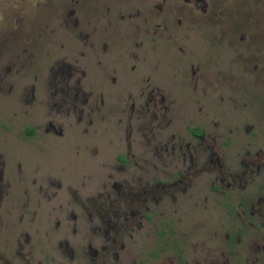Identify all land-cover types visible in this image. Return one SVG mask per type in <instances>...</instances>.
<instances>
[{
    "label": "flooded vegetation",
    "instance_id": "obj_1",
    "mask_svg": "<svg viewBox=\"0 0 264 264\" xmlns=\"http://www.w3.org/2000/svg\"><path fill=\"white\" fill-rule=\"evenodd\" d=\"M258 1L0 0L2 129L40 152H0V264H264ZM197 30L238 69L191 54ZM166 47L186 110L142 68Z\"/></svg>",
    "mask_w": 264,
    "mask_h": 264
},
{
    "label": "rangeland",
    "instance_id": "obj_2",
    "mask_svg": "<svg viewBox=\"0 0 264 264\" xmlns=\"http://www.w3.org/2000/svg\"><path fill=\"white\" fill-rule=\"evenodd\" d=\"M230 4L238 1V0H228ZM242 5L246 4V0H239ZM251 1V0H250ZM255 7H259L261 10H264V0H259L256 2ZM209 33L208 30H204L203 33H201L200 30H197L191 37L189 42V48L191 54H195L198 57H201L206 60H210L216 56H221V59L223 60V67L229 68V69H238V66L235 65V61L233 60L234 64L232 63V52L227 48V46L224 44L223 40L219 42L217 47H212L209 44ZM119 40V43L121 42V38L117 37ZM123 41V40H122ZM160 57L163 59L164 66L161 68V72L165 74L168 77V80L170 81V84L174 87L175 94H176V101L177 106L181 107L182 110H186L190 107V103L186 99V96L184 93L180 91V89L177 86V79L175 77L176 70L174 67H169V62H172L176 60L177 54L172 49L161 48L160 51L157 54L151 53L148 61L144 63L143 65V71L152 73L153 72V63H154V57ZM92 82H94L95 85L100 82V77L96 73L92 76ZM248 86L246 85V88ZM15 110V105L11 104L7 100L0 99V152L1 153H40L33 151L29 148H26L22 143H20L15 138L11 137L15 131H12L11 133H8L4 129H2L3 123H6V120H11L13 115L12 112ZM3 120V121H2ZM98 141L101 143L105 151L107 152L110 148V141L114 139V134L112 130H108L102 133H99L97 137ZM32 142V141H31ZM34 142V141H33ZM32 142V144H33ZM44 153H74L72 151L71 147H61L53 149L49 152ZM114 153V152H113ZM60 164L63 165V167L68 166L69 168H72L76 166V163L72 159L63 158L60 162Z\"/></svg>",
    "mask_w": 264,
    "mask_h": 264
}]
</instances>
